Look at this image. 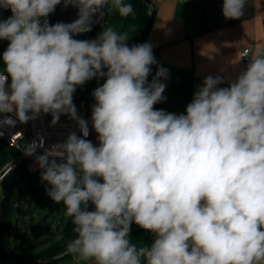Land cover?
<instances>
[{"label": "clouds", "instance_id": "obj_1", "mask_svg": "<svg viewBox=\"0 0 264 264\" xmlns=\"http://www.w3.org/2000/svg\"><path fill=\"white\" fill-rule=\"evenodd\" d=\"M60 5L77 18L50 23ZM246 6L223 0V17L240 20ZM114 10L134 15L125 0H0V127L42 116L76 125L49 147L41 136L17 145L74 225L62 255L76 264H264V48L245 52L226 87L206 76L185 112L170 113L154 107L167 99L169 71L150 43L129 45V32L106 24L76 38ZM93 79L103 83L89 120L73 98ZM133 224L150 244L131 241Z\"/></svg>", "mask_w": 264, "mask_h": 264}, {"label": "crops", "instance_id": "obj_2", "mask_svg": "<svg viewBox=\"0 0 264 264\" xmlns=\"http://www.w3.org/2000/svg\"><path fill=\"white\" fill-rule=\"evenodd\" d=\"M149 1L154 12L143 43L152 45L158 62L169 71V78L162 81L167 85L163 93L167 99L156 104L157 109L184 113L206 76H222L226 83L220 87H226L248 63L240 52L249 49L251 55L264 48V0H247L240 20L223 17V0ZM91 141L97 143L95 134ZM15 208L13 200L5 213L4 250L6 256H31L34 247L21 241V214L17 212L15 221ZM29 218L33 221L32 215Z\"/></svg>", "mask_w": 264, "mask_h": 264}, {"label": "rangeland", "instance_id": "obj_3", "mask_svg": "<svg viewBox=\"0 0 264 264\" xmlns=\"http://www.w3.org/2000/svg\"><path fill=\"white\" fill-rule=\"evenodd\" d=\"M115 10L107 15L108 26L115 28L114 14ZM4 18L10 15V12H4ZM3 68L0 62V69ZM103 80L95 79L87 82L83 87H80V95L77 100L79 113L90 119L91 106L95 103L91 93ZM96 135V133L94 132ZM0 153L9 158L10 153L0 146ZM14 184L12 186V194L14 195L15 209L13 211L14 220L17 221V212L21 215V230H23L21 241L24 239L28 242L29 247H34V253L41 249L47 248L54 243L64 227L71 221V218L65 216V209L62 204L53 203L45 193V184L41 183L39 177V169L34 174H20L16 172L14 175ZM22 183L23 186L19 187ZM3 193V185H0V198ZM47 214L48 218L43 225L40 223L43 215ZM33 216L32 220L29 218ZM26 247V249H29ZM76 262L72 256L60 259L51 264H72ZM82 263V262H81Z\"/></svg>", "mask_w": 264, "mask_h": 264}, {"label": "built area", "instance_id": "obj_4", "mask_svg": "<svg viewBox=\"0 0 264 264\" xmlns=\"http://www.w3.org/2000/svg\"><path fill=\"white\" fill-rule=\"evenodd\" d=\"M76 18L77 10L71 6L65 9L63 5L57 6L55 12L48 17L52 24L57 22L70 23ZM104 24L108 26L107 15L104 17L103 21L94 24L91 32L81 34L76 38L93 39L102 31ZM245 52L250 53V50L243 49L240 52V58L243 60H247L248 58L244 55ZM152 78V75L148 77L149 82ZM79 95L80 88L77 89L73 98L78 112L79 107L77 105V100L79 99ZM50 121L51 116H42L27 124L17 123L15 127H0V146L10 153L9 158L4 161V166L0 167V177H3V180L0 181L1 186L6 182V176L10 173L13 174V172H19L22 170L26 174H34L38 170L34 158L24 155V153L17 148V145H19L20 148H23L28 142L36 139L37 136H41L44 138L45 147H49L52 144L62 142L70 131L76 130L75 123L66 116H61L59 123L55 126H51ZM88 139H94V131L91 132ZM43 150L44 149H40V153H42ZM0 264H2L1 259ZM72 264H76V262H73Z\"/></svg>", "mask_w": 264, "mask_h": 264}, {"label": "trees", "instance_id": "obj_5", "mask_svg": "<svg viewBox=\"0 0 264 264\" xmlns=\"http://www.w3.org/2000/svg\"><path fill=\"white\" fill-rule=\"evenodd\" d=\"M125 2L132 4L133 9H134V15H129L128 17H122L118 14V12H115L114 14L115 28L114 29L118 32H126V31L129 32L131 36V38L128 41L129 45L137 44L149 20L150 9H149V6L146 3H144L142 0H125ZM133 26L135 27L136 31L130 32V28ZM7 44H8L7 41H0V55H2L3 51L6 49ZM153 53H154L156 60L158 61L157 54L154 49H153ZM158 65L161 66L159 62H158ZM156 70H157V66L154 65L152 68L153 76L155 75ZM0 160L2 162L6 161V157L3 156L2 153H0ZM15 173L16 172H13L12 174L13 180H14ZM19 173L24 174L25 172L21 170L19 171ZM13 184H14V181H13ZM5 186H6V182L3 183V189L5 188ZM12 186H11L10 196L6 201L5 213L14 198V195L12 194ZM4 222H5V214H4V220H3V225H2L3 246L5 244V241L3 239ZM73 227L74 225L72 224V221H70L61 231L60 238L57 239L51 245H49L47 248L31 256H7L9 262L11 264H31L33 262L31 258H33L34 261H41V260L49 259L51 257L57 256L63 253L67 242L70 241V238L74 233ZM130 239L133 243L137 245L150 244L152 242L151 234L144 232L142 229L137 227L135 224L132 225Z\"/></svg>", "mask_w": 264, "mask_h": 264}, {"label": "water", "instance_id": "obj_6", "mask_svg": "<svg viewBox=\"0 0 264 264\" xmlns=\"http://www.w3.org/2000/svg\"><path fill=\"white\" fill-rule=\"evenodd\" d=\"M142 1L149 6L150 14H149V20L147 22V25L145 26V28H144V30L142 32V35L140 36L137 44L143 43L144 38H145L146 34L148 33V31L150 29V25H151L152 17H153V12H154L153 6H152V4L150 3L149 0H142ZM0 56H2V55H0ZM0 166L1 167L4 166V162H2L1 160H0ZM12 184H13V175L10 173V174H8L6 176V186L3 189V193H2V196L0 198V259H1L2 264H11L9 262L7 256H6V253H5V250H4V246H3L2 225H3V220H4L6 201H7V199L10 196ZM22 186H23V184L20 183L19 187H22ZM47 218H48L47 214L43 215L42 218H41L40 223L44 225L46 223ZM74 236H75V233H73V235L71 236L70 240ZM67 256L68 255H62V253H61V254H59L57 256H54V257H51L49 259L32 262L31 264H51V263H54V262H56V261H58L60 259L65 258Z\"/></svg>", "mask_w": 264, "mask_h": 264}]
</instances>
